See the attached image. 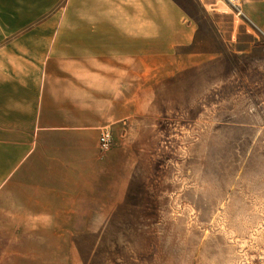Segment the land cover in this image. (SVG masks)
<instances>
[{
    "label": "crops",
    "instance_id": "0c3cea01",
    "mask_svg": "<svg viewBox=\"0 0 264 264\" xmlns=\"http://www.w3.org/2000/svg\"><path fill=\"white\" fill-rule=\"evenodd\" d=\"M243 9L264 31V0ZM197 31L173 0H0V264L68 258L52 244L126 202L131 143L102 154L101 130L135 121L139 83Z\"/></svg>",
    "mask_w": 264,
    "mask_h": 264
},
{
    "label": "rangeland",
    "instance_id": "374dc122",
    "mask_svg": "<svg viewBox=\"0 0 264 264\" xmlns=\"http://www.w3.org/2000/svg\"><path fill=\"white\" fill-rule=\"evenodd\" d=\"M173 1L198 28L187 60L139 83L137 118L99 149L130 141L128 198L53 264H264V31L243 0Z\"/></svg>",
    "mask_w": 264,
    "mask_h": 264
},
{
    "label": "built area",
    "instance_id": "2783aa9c",
    "mask_svg": "<svg viewBox=\"0 0 264 264\" xmlns=\"http://www.w3.org/2000/svg\"><path fill=\"white\" fill-rule=\"evenodd\" d=\"M112 135L108 128H103L99 138V149L101 152H106L111 148Z\"/></svg>",
    "mask_w": 264,
    "mask_h": 264
}]
</instances>
